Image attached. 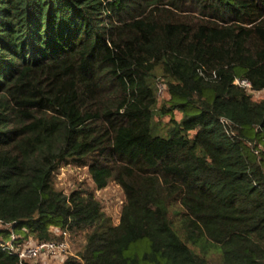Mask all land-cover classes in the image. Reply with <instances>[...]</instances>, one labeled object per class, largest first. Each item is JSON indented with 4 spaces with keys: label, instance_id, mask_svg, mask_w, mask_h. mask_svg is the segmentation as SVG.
<instances>
[{
    "label": "trees",
    "instance_id": "trees-1",
    "mask_svg": "<svg viewBox=\"0 0 264 264\" xmlns=\"http://www.w3.org/2000/svg\"><path fill=\"white\" fill-rule=\"evenodd\" d=\"M262 90L264 0H0V264L81 231L63 264H264Z\"/></svg>",
    "mask_w": 264,
    "mask_h": 264
},
{
    "label": "rangeland",
    "instance_id": "rangeland-1",
    "mask_svg": "<svg viewBox=\"0 0 264 264\" xmlns=\"http://www.w3.org/2000/svg\"><path fill=\"white\" fill-rule=\"evenodd\" d=\"M189 14L199 16V14H196L194 12H189ZM165 97L166 93L164 92V90L159 92L158 98L160 101ZM262 97H264V90L255 92L253 94V99L255 100H258ZM180 117L181 114L179 112H175V118L179 119ZM157 118L163 126L167 125L166 123L169 119L168 116ZM54 184L56 188L61 189L64 193H68L70 190L76 189L77 187L93 191L95 198L100 202L105 214L111 218L112 223H118L120 209L125 197L122 189L113 181L109 182V184L103 189H95L86 168H78L71 164H63L61 165L57 173H55ZM84 236L85 231H81L75 234L67 233L64 236V240L68 245V248L65 252L55 254L44 252L36 258L27 260L26 264H63V261L66 257L73 256L82 249L83 245L85 244ZM19 241L21 245L31 244L34 242L32 241L31 237L20 239ZM210 257L212 261L218 263V254L210 253Z\"/></svg>",
    "mask_w": 264,
    "mask_h": 264
},
{
    "label": "built area",
    "instance_id": "built-area-1",
    "mask_svg": "<svg viewBox=\"0 0 264 264\" xmlns=\"http://www.w3.org/2000/svg\"><path fill=\"white\" fill-rule=\"evenodd\" d=\"M234 83L246 88L247 90L251 89V83L245 79L234 80ZM163 90V86L159 85V92ZM225 125H229V122L226 119H221ZM228 128V127H227ZM0 227H4V224L0 220ZM66 235V234H64ZM3 246L10 253H15L19 259L20 264H25V261L36 258L44 252L48 253H61L65 252L68 248L65 240H51V241H42V242H33L31 244H20L18 241V236L15 233H11L9 238L4 242Z\"/></svg>",
    "mask_w": 264,
    "mask_h": 264
}]
</instances>
